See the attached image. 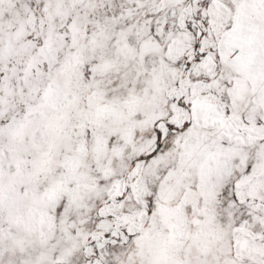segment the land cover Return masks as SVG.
<instances>
[{
  "label": "snow or ice",
  "instance_id": "6c2138e0",
  "mask_svg": "<svg viewBox=\"0 0 264 264\" xmlns=\"http://www.w3.org/2000/svg\"><path fill=\"white\" fill-rule=\"evenodd\" d=\"M0 264H264V0H0Z\"/></svg>",
  "mask_w": 264,
  "mask_h": 264
}]
</instances>
